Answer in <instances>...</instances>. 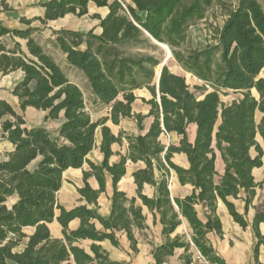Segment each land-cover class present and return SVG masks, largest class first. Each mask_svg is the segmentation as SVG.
Instances as JSON below:
<instances>
[{
	"label": "trees",
	"instance_id": "obj_1",
	"mask_svg": "<svg viewBox=\"0 0 264 264\" xmlns=\"http://www.w3.org/2000/svg\"><path fill=\"white\" fill-rule=\"evenodd\" d=\"M90 3L108 9L105 17L97 13L91 16L100 22L101 33L64 30L58 33L57 41L70 65L84 74L98 102L111 108L109 116L97 121L92 120L80 87L31 38V31L11 32L0 24V39L8 34L29 39L30 56L19 45L7 51L0 41V73H25L13 90L21 110L43 111L45 122L60 124L56 133L44 126L28 128L24 116L0 101V125L14 146L0 162V264H129L112 260L101 246L110 241L119 247L117 233L123 232L136 253L134 232L148 229L137 198H129L118 189L128 162L143 164L133 173L137 196L151 213L154 225L163 227L164 242L152 252L155 264H165L176 249L188 251L192 244L210 263L226 264L207 238L212 232L223 233L216 215L218 202L222 201L233 220L246 229L245 215L237 212L232 200L245 191L247 213L256 189H264V182L256 183L252 175L255 168L262 167L264 155L256 141L257 135L264 140V78L259 77L264 69V0L223 4L227 13L223 26L214 32L216 44L208 43L203 49L189 46L190 29L206 18L214 0H51L42 4L46 16L41 21L46 24L70 14L82 18L89 15ZM2 4L7 9L5 0ZM151 39L168 46L178 66L203 83L194 87L204 91L201 97L184 76L171 72L167 65L161 71L157 91L155 70L161 62L150 56H127L123 50L130 45H150ZM83 44L85 50L80 49ZM143 88L152 95L143 100L150 112L134 114V91ZM226 91L239 93L242 99L226 105L221 99ZM257 114L262 118H256ZM5 117L13 120L4 121ZM126 118H134L142 132L147 118L153 122L140 135L120 132L115 136L106 126L108 121L119 125ZM191 125L197 128L193 143L188 140ZM100 127L103 161L95 164L87 157L95 149ZM163 134H177L179 144L166 147L160 141ZM124 141L126 154L119 153V161L110 165L112 145L123 146ZM252 149L256 157L251 156ZM175 154L186 155L189 167L175 164ZM217 154L225 165L222 175L216 170ZM85 164L89 171L83 172L84 186L77 191L87 204L67 210L57 200L63 173L70 168L82 169ZM171 172L182 186L192 187L189 196H171ZM107 175L112 177L114 192L111 213L105 218L98 212V199L106 191ZM92 177L99 184L98 190L88 183ZM146 185L154 189L152 197L143 193ZM197 206L203 207L205 220ZM76 219L79 227L70 230L69 224ZM55 220L62 227L61 239L54 238L49 228ZM183 221L192 230L190 241L185 235L173 237ZM261 224L264 206L256 213L252 227L257 239L256 262L264 246ZM27 227L35 228L32 235L24 233ZM24 241L23 250L16 252ZM84 241L91 243L89 250L82 247ZM189 262L187 259L186 264Z\"/></svg>",
	"mask_w": 264,
	"mask_h": 264
},
{
	"label": "crops",
	"instance_id": "obj_2",
	"mask_svg": "<svg viewBox=\"0 0 264 264\" xmlns=\"http://www.w3.org/2000/svg\"><path fill=\"white\" fill-rule=\"evenodd\" d=\"M48 1L51 0H5V3L7 5V9H5L2 4L3 0H0V24L11 32L31 31V38L42 47L45 53L51 56L57 62V64L60 65V67L66 74L67 69H71L75 72L83 74L79 70L72 67L68 62L67 54L63 52L57 41L58 33L64 30L79 33H87L90 30H95L96 33H101L102 30L99 27L100 22L98 20L92 19L91 16L97 13L102 17H105L108 14V9L98 8L95 4L90 3L88 7L89 15L87 16L78 18L70 14L66 15L64 18H60L54 21H48L46 24H44L41 20L45 19L46 9L42 4ZM223 4L226 3L222 0H214L213 7L208 11L206 18L201 23L207 21L210 22L211 17L215 13V11L221 8L225 9L223 19L219 25V28H221L224 24L227 13V9L223 6ZM227 4L236 5L237 0H232V2H229ZM28 40L29 39L27 38L15 36L13 34H8L0 39L2 45L7 51H14L17 45H19L20 50L27 56H30L28 50ZM80 49L85 50L86 44H83ZM156 77L154 79V84L156 85L158 91V73ZM259 77L264 78V69L261 71ZM24 78L25 73L22 70H16L8 73L7 75H2L0 73V101L7 102L19 115L24 116L26 120V126L28 128L44 126L51 132L56 133L60 126L59 122H45V112L36 110L34 108H27L25 111L21 110L20 100L13 94V90L20 82L24 80ZM252 93L257 95L256 91H252ZM134 94L136 95L137 100L132 105L133 113L147 115L150 112V106L144 103L143 100H150L152 98L151 93L146 88H143L135 90ZM241 99L242 95H233V97H231L228 102H223L226 105H230L232 102L240 101ZM110 109L111 108H109L108 113L106 114H91L92 120L97 121L102 117L109 116ZM256 118L261 119L262 115L257 114ZM5 120L13 119L11 117H5L4 121ZM152 122V118H147L144 121L145 130L143 132L140 131L138 123L134 118L122 119L119 125H114L111 121H108L106 123V126L110 128L111 132L115 136H118L120 132H125L130 135H140L145 134L149 130ZM196 131L197 128L195 125H191L189 127V142L193 143L195 141ZM95 139V149L88 155L87 158L95 164H100L103 161V155L100 151V145L102 141L101 127L97 129ZM160 141L163 145L168 147L170 144L178 145L180 142V137L177 134H163L160 137ZM256 141L264 152L263 138L260 135H257ZM13 150L14 146L7 140L0 125V162L6 160L9 154L13 152ZM112 151L114 155L110 158V165L119 161V153L123 155L126 154V141H124L123 146H120L119 144L112 145ZM256 155V151L252 149L251 156L256 157ZM173 162L183 168L189 167L188 159L184 154H175L173 157ZM142 167V163L134 164L128 162L126 166V175L119 182L118 189L119 191L124 192L129 198H137L136 204L138 206H141L143 209V213L147 218L146 224L148 226V229L144 231L136 230L134 232L135 239L138 242V252L136 253L132 250L131 242L129 241L127 235L123 232L117 233L119 247H114L110 241L102 242L101 246L110 254V258L114 261H124L129 264H155V260L152 254L153 249L154 247H157L164 242V237L162 235L163 227L160 224L154 225L151 213L146 207L143 206L142 202L138 199L137 196V186L134 183L133 173ZM216 170L219 175H222L225 171V165L219 154H217L216 159ZM84 171H89V166L87 164H85L82 169L70 168L63 173L62 187L57 193V200L58 203L67 210H71L75 207L87 204L86 201L82 200L77 191L78 188H82L84 186ZM252 175L256 183L264 182V155L262 157V167L255 168L252 171ZM218 181L219 177L216 178V182ZM88 183L93 189H99V184L94 177L90 178L88 180ZM169 189L172 197H186L189 196L193 190L189 185L182 186L179 183L177 175L174 172H171L170 175ZM113 192L114 187L112 177L110 175H107L106 191L98 199V212L102 217L107 218L111 213V198L113 196ZM143 193L148 197H152L154 195V189L146 185L144 187ZM246 197L247 194L245 193V191H241L239 199L232 200V202L234 203L237 212L241 215H245V220L248 224V227L244 229L238 223H236L229 214L228 209L226 208L224 203L222 201H219L217 205L216 215L218 216L222 224L223 233L222 235H218L217 233L212 232L207 236L217 255L226 264H264V246L260 248L258 260L256 262L254 249L257 244V239L252 228L256 213L260 211L264 206V189H256V195L254 197L252 207H250L247 213L245 210ZM196 209L200 218L205 220L203 207L197 206ZM58 215L59 212L56 211V216ZM79 225L80 221L76 219L69 224V229L76 230ZM96 227L98 229H101L99 223H96ZM49 228L54 238L61 239L63 237L62 227L56 220L49 225ZM27 229L31 230L30 234H27L25 232ZM259 229L260 232L264 235V224H261ZM23 231L27 235H32L35 231V228L27 227L24 228ZM178 234L185 235L187 241H190L192 230L186 221H183V224L177 229L173 237ZM85 242L88 241H84L82 243ZM25 244L22 247L20 246L15 249V251H22ZM85 249L89 250V247ZM187 259L190 260L189 264H212L201 255L199 250L193 244L188 251H186L185 249H176L174 255L169 257L166 260L165 264H186Z\"/></svg>",
	"mask_w": 264,
	"mask_h": 264
},
{
	"label": "rangeland",
	"instance_id": "obj_3",
	"mask_svg": "<svg viewBox=\"0 0 264 264\" xmlns=\"http://www.w3.org/2000/svg\"><path fill=\"white\" fill-rule=\"evenodd\" d=\"M226 4L229 2H232V0H222ZM220 4V3H219ZM225 9H218L215 11V13L211 17V21H207L204 23H199L198 25L194 26L190 29V37H189V46L193 48H200L203 49L205 46L210 44H216L215 40H213L214 32L219 28L220 22L223 19ZM171 52L170 48H168ZM124 52L127 56H134V57H154L157 60L161 62L160 66H158L155 70V75L159 72L162 65L166 62V52L164 49H162L159 44H157L154 40L151 39L150 45H136V46H127L123 48ZM166 65L168 66L169 70L175 74L182 75L186 78L188 84L192 88L193 91L196 92L198 96H202L204 94V91H196L194 89L195 86H202L203 83L198 81L197 79L193 78L190 74H186V72L181 69L176 61L172 58V61L168 63L166 62ZM70 81L77 86L80 87L84 94L85 98V104L88 108V111L90 114L96 115V114H106L108 113L109 106L102 105L98 102L97 98L93 94L89 83L84 76V74H80L78 72H75L74 70L67 69V74ZM207 91H210L206 89ZM233 95L241 96L239 93H235L232 91H226L225 94L221 95L222 101L225 103L229 101ZM110 112V111H109ZM27 234L31 233L30 229H27L25 231ZM25 244V241L21 245V247ZM82 246L84 248H88L90 246L89 242L82 243ZM67 264V263H65Z\"/></svg>",
	"mask_w": 264,
	"mask_h": 264
},
{
	"label": "bare ground",
	"instance_id": "obj_4",
	"mask_svg": "<svg viewBox=\"0 0 264 264\" xmlns=\"http://www.w3.org/2000/svg\"><path fill=\"white\" fill-rule=\"evenodd\" d=\"M159 46H160L162 49L165 50V52H166V58H167L166 60L168 61V63L171 62V61H172V56H171L170 52L168 51L167 46L164 45V44H159ZM159 73H160V70H159V72H158V76H159ZM156 78H157V77H156ZM158 78H159V77H158Z\"/></svg>",
	"mask_w": 264,
	"mask_h": 264
},
{
	"label": "water",
	"instance_id": "obj_5",
	"mask_svg": "<svg viewBox=\"0 0 264 264\" xmlns=\"http://www.w3.org/2000/svg\"><path fill=\"white\" fill-rule=\"evenodd\" d=\"M154 40V39H153ZM155 41V40H154ZM157 44H160V43H158L157 41H155ZM167 48H168V46H167ZM168 51H169V49H168ZM170 52V51H169ZM170 54H171V52H170ZM171 56H172V54H171ZM166 62H167V60H166ZM166 62L162 65V67H161V70H160V74H161V71H162V69H163V67L164 66H166ZM159 78H160V75H159Z\"/></svg>",
	"mask_w": 264,
	"mask_h": 264
}]
</instances>
